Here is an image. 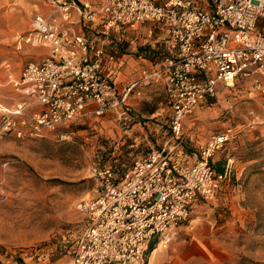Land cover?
Masks as SVG:
<instances>
[{"label": "built area", "instance_id": "1", "mask_svg": "<svg viewBox=\"0 0 264 264\" xmlns=\"http://www.w3.org/2000/svg\"><path fill=\"white\" fill-rule=\"evenodd\" d=\"M40 1L45 9L35 12L19 45L47 54L27 59L17 77L6 65L25 99L5 110L0 132L70 139L79 126L112 114L129 136L140 125L130 104L136 87L163 82L168 140L127 165L91 163L97 190L77 204L84 228L69 252L71 264H147L155 246L189 223L198 201H215L230 176L229 166L216 171L213 158L234 138L231 130L211 135L191 160L183 122L220 85L248 82L264 97V0ZM138 48L148 52L140 59L149 68L118 86L116 77Z\"/></svg>", "mask_w": 264, "mask_h": 264}, {"label": "rangeland", "instance_id": "2", "mask_svg": "<svg viewBox=\"0 0 264 264\" xmlns=\"http://www.w3.org/2000/svg\"><path fill=\"white\" fill-rule=\"evenodd\" d=\"M44 9L40 0H0V120L25 99L9 82L6 65L17 77L27 59L47 54L19 45L35 12ZM131 63L118 86L135 82L149 68ZM135 91L130 104L140 125L129 136L112 114L79 126L70 139L57 132L40 138L0 132V264H71V243L84 228L77 204L97 190L91 163L127 165L168 140L164 83L143 82ZM227 129L234 138L213 163L215 169L229 166L230 176L216 200L198 201L189 223L155 246L147 264H264V97L248 82L233 89L220 85L213 98L195 107L184 119L182 146L193 160L200 145Z\"/></svg>", "mask_w": 264, "mask_h": 264}, {"label": "crops", "instance_id": "3", "mask_svg": "<svg viewBox=\"0 0 264 264\" xmlns=\"http://www.w3.org/2000/svg\"><path fill=\"white\" fill-rule=\"evenodd\" d=\"M76 1L77 2H84L86 0H76ZM261 26L262 25H260V27ZM145 53L148 54V52L145 51L144 49L138 48L137 53L135 54V57L132 60L128 59L126 61L125 65L121 69V74H119L116 77V81L118 83H121L123 81V79L125 78V76L128 75V71H130L131 70V67H132V63L131 62H138V64H139V62L144 63L143 60H141L140 58L144 59L145 58ZM151 62H154V61H151ZM122 85H124V84H122Z\"/></svg>", "mask_w": 264, "mask_h": 264}, {"label": "trees", "instance_id": "4", "mask_svg": "<svg viewBox=\"0 0 264 264\" xmlns=\"http://www.w3.org/2000/svg\"><path fill=\"white\" fill-rule=\"evenodd\" d=\"M218 172H223L224 170L222 168L216 169Z\"/></svg>", "mask_w": 264, "mask_h": 264}, {"label": "bare ground", "instance_id": "5", "mask_svg": "<svg viewBox=\"0 0 264 264\" xmlns=\"http://www.w3.org/2000/svg\"><path fill=\"white\" fill-rule=\"evenodd\" d=\"M162 246V245H161ZM158 247H160V246H158ZM164 247V246H163Z\"/></svg>", "mask_w": 264, "mask_h": 264}]
</instances>
